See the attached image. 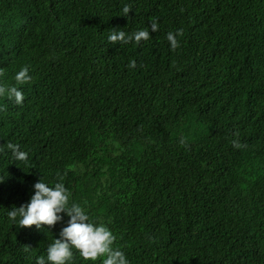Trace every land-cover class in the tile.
<instances>
[{"label": "trees", "instance_id": "obj_1", "mask_svg": "<svg viewBox=\"0 0 264 264\" xmlns=\"http://www.w3.org/2000/svg\"><path fill=\"white\" fill-rule=\"evenodd\" d=\"M0 85V264H37L68 219L8 216L39 178L129 264H264V0H0Z\"/></svg>", "mask_w": 264, "mask_h": 264}, {"label": "clouds", "instance_id": "obj_2", "mask_svg": "<svg viewBox=\"0 0 264 264\" xmlns=\"http://www.w3.org/2000/svg\"><path fill=\"white\" fill-rule=\"evenodd\" d=\"M130 5H125L124 12L128 13ZM158 19V18H157ZM159 28L157 20L151 22V31L141 28L134 33H127L123 29H113L108 39L111 41L129 42L135 40L140 42L147 40L152 31ZM182 31L177 29L167 33V39L172 48L179 46L180 41L177 34ZM135 60L131 61L134 66ZM15 79L24 83L30 81L32 76L28 66H23L16 72ZM5 88L0 85V94L5 93ZM9 95L14 96L16 103H23L24 92L22 88L12 86L7 90ZM236 147H240L238 141H233ZM15 159L27 160L29 153L21 150L19 145L11 144ZM5 179L0 176V182ZM34 191L28 201L8 210V216L19 226H32L41 228L43 225L54 226L57 222L64 221L65 215L68 219L60 228L58 236L47 246V254L36 257L37 264H68L74 255V249L80 255L96 260L103 258V264H129L126 253L122 248L113 247L116 239L115 234L102 222H95L89 218V213L85 206L71 198L69 188L62 181L58 180L54 184L39 178L33 184Z\"/></svg>", "mask_w": 264, "mask_h": 264}]
</instances>
